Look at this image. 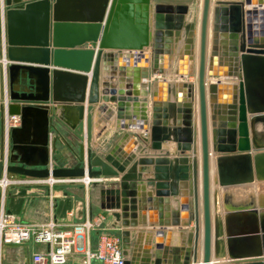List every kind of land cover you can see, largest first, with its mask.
Segmentation results:
<instances>
[{"label": "water", "instance_id": "obj_1", "mask_svg": "<svg viewBox=\"0 0 264 264\" xmlns=\"http://www.w3.org/2000/svg\"><path fill=\"white\" fill-rule=\"evenodd\" d=\"M262 3L263 0H201L196 96L193 84L184 81L182 85L188 91L183 105L152 100L147 126V91H154L158 82L152 81L150 74L161 42H172L169 37L173 35L177 41L182 29L186 37L193 33L194 21L187 20L188 4H153L151 0H4L5 56L10 62L8 113L20 116V125L10 131L11 155L6 171L32 177H87L93 179V185H102L99 207L110 211V227L119 230L124 264H211L212 252L214 264H264V205L255 201L231 205L224 199L221 214L218 191H211L209 150L211 144L216 156L214 185L264 182V138L258 136L257 129V124L264 122ZM186 40V53L191 59L193 39ZM146 48L152 50L153 66L145 70L143 65L144 69L134 77V84L146 78L138 83L142 93L122 88L114 91L106 80L99 93L101 67L114 74L115 67L110 65L113 51L123 54L125 50L124 56L135 55L145 63ZM50 65L63 69H50ZM221 76L234 77L236 81L214 79ZM169 91L173 92L172 85ZM105 103L113 104L118 119L129 118L131 110L139 111L144 125L137 127L142 132L134 134L132 146L142 144L138 154H127L119 146L104 152L93 139V115L104 110ZM2 119L0 101V148ZM65 120L72 122L67 130L70 135L60 130ZM171 142L175 146L169 151ZM146 145L153 153L144 152ZM2 170L0 162V173ZM144 172L151 175L143 177ZM118 175L119 181H101ZM177 197L181 209L188 211L184 221L175 219L170 206L171 198ZM152 208L159 212L160 225L188 228L193 221V227L179 232L182 247L172 248H182V257L154 251L152 258L149 249L133 253L139 232L130 228L145 225L147 220L140 212ZM240 217L246 219L242 225ZM221 258L225 259L220 261Z\"/></svg>", "mask_w": 264, "mask_h": 264}, {"label": "crops", "instance_id": "obj_2", "mask_svg": "<svg viewBox=\"0 0 264 264\" xmlns=\"http://www.w3.org/2000/svg\"><path fill=\"white\" fill-rule=\"evenodd\" d=\"M24 1H30V0H24ZM215 1V0H213ZM254 2H258V0H251ZM153 4H165V5H178V4H188L190 7V13L187 17V20L194 21V30L192 35L189 37H186L184 35V30L182 29L179 36H177V41H175V36L169 37L172 39V42H166L163 40L161 42L162 47L160 48V52L157 53L156 57V63L155 68L151 71V80H157V84L155 85L154 91H147V105H146V114H147V126L150 124L151 120V102L152 100H156L160 102H176L177 105H183L184 101L187 97V87L182 85L184 81L192 83L194 86V94L196 96V84H197V54H198V36H199V17H200V7H201V0H151ZM213 5V2H212ZM211 5V8H212ZM246 6V5H245ZM262 6H264V0L262 3ZM247 7V6H246ZM256 31H259V23L256 22ZM210 27V26H209ZM210 29V28H209ZM210 30L208 33V47H207V54H209L210 50ZM193 39V57L190 59L189 55L186 53V49L188 46V42L186 39ZM163 39L165 37L163 36ZM86 46H89L88 43ZM113 59H110V65L115 67L114 74H110L111 72H106L102 66L101 72H100V79H99V93L103 90L102 88V81L106 80L109 81L111 89H114V91H117L119 88H122L124 91H136L139 93H142L144 90L141 88L138 83H142L146 81V78H141L137 84H134V77L135 75H139L141 71L144 69L143 65L146 68L150 69L153 66V59H152V50L151 48H146V59L145 63H140L137 57L135 55H126L124 56V53H127L125 50H123V54H119L116 51H113ZM135 53V52H134ZM122 55V56H121ZM50 69H63L54 67L53 65L49 66ZM119 68H121V71H119ZM73 71V70H68ZM192 71V74L188 75L187 73ZM77 73H83V72H77ZM88 76L90 74H87ZM206 78H208V75L206 74ZM214 79H220L223 81H236V78L234 77H216ZM89 85V82H88ZM135 85V86H134ZM172 85L173 92L169 91V87ZM18 87H21L18 85ZM146 91V88H145ZM227 95L231 96V93L227 92ZM103 103V102H99ZM87 105V104H86ZM105 109L104 110H97L95 114L93 115V139L96 140L97 145L102 146V150L104 152H108L111 149H113L116 146H119L122 151H124L127 154H130L132 151L135 152V154H138V151L140 149L141 143H138L135 145V148L132 149V146L134 145V141L136 140L134 134L135 133H141L142 129L137 127H142L143 121L139 117V111L138 110H131V114L129 118L122 117L120 119L117 118L115 107H113L112 103H105ZM112 110V113H109L108 111ZM172 119H169V123H171ZM194 123H195V132H196V149H197V169H198V184H199V170H200V155H199V127H198V119H197V104L194 103ZM70 121L65 120L64 123H62L61 131L62 134H68L70 135L67 130L70 128L71 125ZM131 125V128H125V126ZM146 126V125H145ZM71 130V129H70ZM54 135L53 132L50 133V137ZM63 144H60V147ZM96 145V146H97ZM169 151L172 150V148L175 146V143L171 142L168 144ZM144 152L146 153H153L154 150L148 148V146H145ZM162 149H165L164 147ZM210 171H211V191L213 189H216L219 193L222 191V187L219 185H214L212 181V175L216 169L215 160L216 156L213 155L211 144H210ZM66 153V152H65ZM171 153V152H170ZM213 156V157H212ZM169 158L171 160L174 159V156L170 155ZM148 167H153V165H148ZM151 175V172H144L143 177H148ZM119 175L115 177L110 178H103L101 181L107 182V181H119ZM264 183V182H263ZM81 186L82 183L80 184ZM60 187L64 185H59ZM221 188V189H220ZM42 189V188H40ZM38 189V190H40ZM100 189H102V185H99L98 187V193L96 196V202H97V212L94 214L93 212V204L89 202L88 199V189H85V197L82 201H78L75 199H66L60 204L55 205L54 208V214L56 215V218L58 221H64L66 219L67 212L70 209H73L74 207L80 206V203L85 200V198L88 199V202L91 206V214L93 217L97 216H103L104 217V223L110 227L111 222L113 221L112 216L110 215V211L100 209ZM147 190L149 187L146 188ZM20 190H25L20 188L18 192H21ZM146 190V191H147ZM26 191V190H25ZM24 191V192H25ZM228 193V201L231 205H247L251 202L255 201L256 203L261 202L264 205V184H258L256 182L242 184V185H236L231 186L229 188ZM20 194V193H19ZM37 195H27L23 196L20 194V196H17L15 198H12V205L14 206V209H22L23 204L26 206L23 209V215H19L21 218L31 221V222H44L48 218L49 213V207H48V200L47 196H40L39 193ZM17 195V194H16ZM171 198L170 200V206L173 209V211H176V218L179 221L186 220V217H184V213H188V211H184L181 209V202L180 197ZM79 203V204H78ZM222 203L221 199L219 198V212L223 214V211L221 209ZM11 211H14L10 206L8 207ZM15 212V211H14ZM17 213V212H16ZM140 213L144 215V218L147 220V223L145 225H139L133 228H130L132 231L139 232V238L136 240V247H134V254H139L145 249H149L152 253L151 257H154V251L156 253L165 252L168 254V256H171L172 254H178L182 257L183 250L182 248H178L177 251L172 250L174 246H180L181 237H179V232L187 231L191 227H193L194 223L193 221L190 222V226L188 228H183L181 225H160V218H159V212L157 209H147L142 210ZM201 215V211H200ZM165 221V218H163ZM239 223L242 225L246 219L245 217H240ZM149 221H152L150 224ZM111 228V227H110ZM113 231H116L118 229L112 228ZM119 231V230H118ZM184 237L183 240L187 241V235L186 233H183ZM98 231H94L92 234V243L93 245L97 241ZM133 241V239H132ZM199 242L201 243V231L199 236ZM182 247V246H180ZM46 248V244L44 243H34L29 242L23 245L22 252L20 253V256L26 260V257H29L30 254L34 251H42ZM11 257V255H10ZM225 258H221L223 260ZM214 257L213 252L211 253V264H214ZM2 264H16L15 261L10 260V258L4 260ZM26 264V263H25ZM28 264V263H27Z\"/></svg>", "mask_w": 264, "mask_h": 264}, {"label": "built area", "instance_id": "obj_3", "mask_svg": "<svg viewBox=\"0 0 264 264\" xmlns=\"http://www.w3.org/2000/svg\"><path fill=\"white\" fill-rule=\"evenodd\" d=\"M4 0H0V101L3 107L0 162V264L8 258L16 264H124L122 241L119 231H113L104 223L103 216L93 217L91 206L85 198L80 206L67 212L66 219L58 221L54 214V187L69 183H85L84 178L32 177L6 171L10 144V131L20 125L19 115H10L8 105L9 61L5 56ZM51 167V164L49 165ZM22 188L27 192L45 188L48 190L49 213L44 222H31L21 218L5 205V197L12 189ZM98 231L93 245L92 234ZM29 242L44 243L46 248L34 251L26 260L20 256L23 245ZM11 255V257H10Z\"/></svg>", "mask_w": 264, "mask_h": 264}, {"label": "rangeland", "instance_id": "obj_4", "mask_svg": "<svg viewBox=\"0 0 264 264\" xmlns=\"http://www.w3.org/2000/svg\"><path fill=\"white\" fill-rule=\"evenodd\" d=\"M10 144H9V152H8V163H10V155H11V138H10ZM81 182H76V183H69L68 185H64L62 187H60L59 185L54 187V190H56V194L57 197L54 199V204L58 205L60 204V202L66 200V199H75L78 200L79 202L82 201L85 197V189H88V199L89 202L93 204V213L95 214L97 212L98 206H97V202H96V196L98 193V187L99 185H93L92 182H89L88 184H83V186L80 185ZM20 188L17 189H12L10 192H8V194L5 197V205L7 207H11L14 211V213L16 214H20L21 216H25L23 215V209L26 206L25 204H23L22 209H14V206L12 205V198H15L17 196H20V194H22L23 196L27 195H37V193L40 194V196H44L47 194L48 190L45 188H42L40 190H34L33 192H27L25 190H20L21 192L17 191ZM25 191V192H24ZM20 193V194H19ZM17 194V195H16ZM79 204V203H78Z\"/></svg>", "mask_w": 264, "mask_h": 264}, {"label": "bare ground", "instance_id": "obj_5", "mask_svg": "<svg viewBox=\"0 0 264 264\" xmlns=\"http://www.w3.org/2000/svg\"><path fill=\"white\" fill-rule=\"evenodd\" d=\"M213 78H211L210 80H212ZM257 129H258V136H260L261 139L264 138V122H260L257 124ZM213 157V156H212ZM84 181L85 183H88L89 182V178L85 177L84 178ZM253 182H256L258 184H264L263 182H257V181H253ZM252 183V182H251ZM231 186H228V187H222V191L221 193H219V189H218V197L221 199V201H223L224 199H227L228 200V191H229V188ZM221 189V188H220ZM252 203V202H251ZM175 213V219L176 218V211H174Z\"/></svg>", "mask_w": 264, "mask_h": 264}]
</instances>
